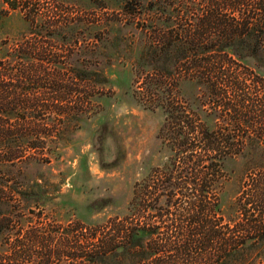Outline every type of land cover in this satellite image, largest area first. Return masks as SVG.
I'll return each instance as SVG.
<instances>
[{
  "label": "rangeland",
  "instance_id": "374dc122",
  "mask_svg": "<svg viewBox=\"0 0 264 264\" xmlns=\"http://www.w3.org/2000/svg\"><path fill=\"white\" fill-rule=\"evenodd\" d=\"M0 62V264H148L131 230L184 228L162 185L211 162L264 230V0H0Z\"/></svg>",
  "mask_w": 264,
  "mask_h": 264
},
{
  "label": "trees",
  "instance_id": "16d2710c",
  "mask_svg": "<svg viewBox=\"0 0 264 264\" xmlns=\"http://www.w3.org/2000/svg\"><path fill=\"white\" fill-rule=\"evenodd\" d=\"M11 4L15 8L16 4ZM2 65L3 63L0 62V67ZM2 128L3 125L0 124V129ZM180 135L178 134L179 137ZM185 135L182 139L183 146L189 148L195 145L187 142L186 137H190V134ZM196 144H200L204 148L208 145L213 146V133L202 131L200 140ZM214 148L211 150L206 148L205 151L207 153L213 151L216 155L218 151ZM190 171L191 169L182 167L179 170L181 177H179L178 183H172L166 177L167 181L163 183L161 188V193L166 196L167 207H170L168 204L172 206L178 204L177 206H180L181 201L172 200L173 193L176 190L191 191L195 194L192 201L181 203L186 206L182 209L186 210L187 213V216L184 217L186 226L184 228H173L171 232L164 234L159 233L155 228L150 230L137 225L131 230V234L136 235L144 232L155 239H151L144 246L138 238L134 242L135 249L139 253L147 250L150 257L153 256L154 259L148 264H179L182 261L185 264L196 263V261H205L206 264H258L254 261V257L261 252V245L258 242L264 236L260 220L247 218L242 228L233 227L228 229L222 224L219 217L221 210L218 191L222 185L220 182L222 176L221 165L211 162L206 167L193 170V173H188ZM187 175H192V179H188ZM255 191V195L260 196L259 186L256 187ZM258 202V199L253 200L255 204ZM170 252L176 254V260H173L172 256L165 255ZM165 257L168 259L167 261Z\"/></svg>",
  "mask_w": 264,
  "mask_h": 264
}]
</instances>
